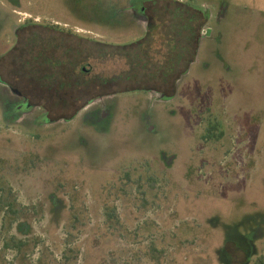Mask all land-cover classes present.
<instances>
[{"label":"rangeland","instance_id":"374dc122","mask_svg":"<svg viewBox=\"0 0 264 264\" xmlns=\"http://www.w3.org/2000/svg\"><path fill=\"white\" fill-rule=\"evenodd\" d=\"M151 1L162 32L145 42L153 55L164 48L158 60L168 54L156 64L171 70L168 86L145 77L154 63L133 64L138 50L106 46L98 66L68 55L86 46L78 39L41 33L62 62H89L104 82L121 81L105 90L118 95L77 114L97 97L66 103L65 86L57 100L32 91L38 81L49 93L56 82L46 76L59 72L34 61L36 44L15 47L14 27L39 19L127 46L144 32L130 9L142 0H0V74L38 106L21 119L23 99L0 86V264L264 262V0ZM188 8L212 17L191 68ZM143 87L168 89L170 99ZM41 106L53 119L77 116L51 124Z\"/></svg>","mask_w":264,"mask_h":264},{"label":"flooded vegetation","instance_id":"af4514ba","mask_svg":"<svg viewBox=\"0 0 264 264\" xmlns=\"http://www.w3.org/2000/svg\"><path fill=\"white\" fill-rule=\"evenodd\" d=\"M148 3H152L151 0H142L140 7L138 6H130V9L132 11H135V20L136 22L139 24L140 28H143V35L142 37H140L137 41H135L134 43L127 45V46H118V45H111L110 43H106L104 41V34L103 32H98V34L96 33V39H89L88 36H84V35H80L78 36L77 34H74L72 32V30L67 31V30H61V27H58L56 24L55 25H45L43 24V22H41V20L39 19H35L34 22L29 21L26 22L22 25H17L14 27L13 32H14V36H15V40H14V45L15 47H19L20 45L23 44H36V48L39 49L40 53L38 56H36L34 58V61H36L38 63V65L41 64V62H45V65H48L50 67H53L54 70H57L58 73H54L52 75L46 76V77H50L52 80H54L56 82L55 87L53 86L52 89L49 91V93L46 91V88H42V86H40L38 84V81H36L35 83H32V88H30L32 91H39L41 94H47L50 95V97L54 98L57 100L58 97L56 98V90L61 92L59 89H57L56 87L58 85L61 86H65L66 89L68 91H66L65 93H61L59 95V97L64 100V102L67 103L69 98H73V96L76 98L81 97L83 98V96H96L97 98L93 99L92 101L88 102L87 104H84L83 106L79 107V109L76 111V113H80L83 110H86L88 108H91L92 106L96 105L97 103L95 102L93 105H91L90 103L94 102L95 100L97 101V99L103 98V97H107V96H113V95H118V92L116 93H112L109 95H106L105 90H108V88H110L112 85L114 86L115 84L119 85V83L121 82L120 80H116V82L114 81V83L111 81H103L104 76H103V72L101 73H95L94 72V67L89 65V62L83 63V61H81L80 63H71L70 58L67 57L68 59H66V57H64V60L67 61H63L62 62V58H57L54 53V51L57 50L56 47V42L49 38L48 40H45V36L42 37L41 33H49V35L51 36L52 34L54 35V33H56L57 31L63 32L65 33V35L69 38H76L78 39L80 42L86 44V46L84 47V49H82L81 51H69L70 54L68 55H79V53L81 52V55L83 57H86L89 60H95L96 63H98L102 66L103 62H104V47H115V48H126V49H131V50H138V55L141 56H137L135 58L134 61V65L136 64H144L146 65V63L151 62L152 64L154 63L155 67H154V73H147L149 79L155 78L159 81H161V83L163 85L168 86L167 80H168V76L166 75V72L162 70H160V68H158L156 66V64H160V63H164V62H168V54L162 56L163 59H159L158 60V54L163 52L164 48H159L156 51V54L154 53V55L152 54L151 50L148 48L149 45L148 43H146V39L150 36V34L152 33V31H155V27L156 30L158 29V31L162 32V26L159 23H156V15L153 14V11L150 10V6L148 7ZM153 5H155V3H153ZM188 16L189 18H187V22L184 23V28L188 25L189 29V40H191L194 44L197 43L196 47H195V51L193 54V58L192 60L189 61V67L191 68L192 65H194V63H196V58H197V53L199 50V46L201 43V40L203 39V37L207 36L208 33V28L207 26L209 25L212 17L210 15L209 12H207L206 9H199L196 11H191L192 9L188 8ZM182 12V11H181ZM193 12V14H192ZM154 15V16H153ZM191 17V18H190ZM184 17H183V21H184ZM182 21V22H183ZM135 22V23H136ZM155 22V23H153ZM158 22V21H157ZM197 26V28H196ZM4 25L0 24V31L4 30ZM161 29V30H159ZM31 30H33L34 34H33V38L29 37H25L23 36L26 32H31ZM86 32H90V33H94L93 31H91V29H86L84 27L77 29L76 32H81V31ZM197 32H199V35L196 34ZM181 37V32L179 34ZM162 37L164 38H168V33L167 32H163L161 34ZM143 45L147 46V50L145 51L143 49ZM14 47V46H13ZM184 51V49H182ZM46 53H49L48 56L45 55ZM42 55L45 56V59H41L40 57H42ZM85 55V56H84ZM161 57V58H162ZM5 56H0V66L3 64V60H4ZM181 58H184V56H182ZM180 58V59H181ZM162 63V64H163ZM64 65H66V67H63ZM67 66H69L70 68L67 69ZM80 67V69H79ZM66 68V72H64L63 69ZM189 68V69H190ZM79 69V70H78ZM148 69V68H146ZM60 70H63V72H60ZM77 70L79 72H77ZM190 71V70H189ZM64 73L65 76H67V78L64 79ZM134 73H132V75H130L127 77V80L130 79H134L135 81H137L139 79V76H141L140 74H136L133 75ZM185 74H188V71L185 72L184 74H181L179 76V78L176 80L175 82V90H177V88L179 87V82L180 80L184 77ZM157 77V78H156ZM74 78V80H72ZM146 79V78H145ZM0 86L2 88L7 89L8 91L12 92V94L14 96L20 97L22 98V102H18V108H16V110L21 111L22 116L20 117L21 119L27 118L29 116L32 115V113L35 112V109L38 107L37 105H32L28 96L29 94H26L24 92H22L21 90L17 89L16 86L13 84V82L4 79V77L0 74ZM124 80V78H123ZM134 81V82H135ZM60 82V83H59ZM30 85V84H28ZM174 89V88H173ZM138 90L145 92V95L150 96V94L154 93L156 98L158 99L160 96H164L166 99H170L168 94H167V90L166 89H159V88H138ZM67 100V101H66ZM76 100H80V98L76 99ZM100 102V101H99ZM40 108H42L41 113H43V115H46L47 120L51 123V124H55L58 122H71L72 120H74L75 117H72L70 119H65V118H58V119H53L50 117V110L47 109L45 106H41ZM37 113V112H36Z\"/></svg>","mask_w":264,"mask_h":264},{"label":"trees","instance_id":"16d2710c","mask_svg":"<svg viewBox=\"0 0 264 264\" xmlns=\"http://www.w3.org/2000/svg\"><path fill=\"white\" fill-rule=\"evenodd\" d=\"M136 66H137V65H136ZM146 66L148 67V65H145V67H146ZM145 69H146V68H145ZM167 69H170V68L167 67ZM165 72L168 73V74H170L171 70H167V71H165ZM225 264H227V263H225ZM255 264H264V262H259V261H258V262H256Z\"/></svg>","mask_w":264,"mask_h":264},{"label":"crops","instance_id":"0c3cea01","mask_svg":"<svg viewBox=\"0 0 264 264\" xmlns=\"http://www.w3.org/2000/svg\"><path fill=\"white\" fill-rule=\"evenodd\" d=\"M105 33H106V32H103L104 35H105ZM186 75H187V74H186ZM184 77H185V76H184ZM184 77H183V78H184Z\"/></svg>","mask_w":264,"mask_h":264},{"label":"water","instance_id":"95a60500","mask_svg":"<svg viewBox=\"0 0 264 264\" xmlns=\"http://www.w3.org/2000/svg\"><path fill=\"white\" fill-rule=\"evenodd\" d=\"M0 82H1V80H0Z\"/></svg>","mask_w":264,"mask_h":264}]
</instances>
